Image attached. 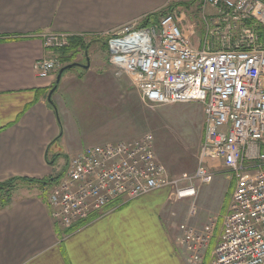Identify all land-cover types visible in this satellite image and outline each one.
Masks as SVG:
<instances>
[{
	"label": "built area",
	"instance_id": "2783aa9c",
	"mask_svg": "<svg viewBox=\"0 0 264 264\" xmlns=\"http://www.w3.org/2000/svg\"><path fill=\"white\" fill-rule=\"evenodd\" d=\"M181 1L168 0L165 8ZM199 5L205 31L198 43L183 33L174 10L101 37L109 64L129 78L143 103H201L203 139L194 173L169 175L146 134L89 146L71 157L46 202L55 225L70 233L156 189L166 188L174 200L193 197L197 182L209 183L222 172L234 187L211 264H264V0ZM42 37L45 48L58 51L70 36ZM61 66L60 55L53 54L33 69L44 78ZM209 228L203 233L179 225L182 243L195 258L210 240Z\"/></svg>",
	"mask_w": 264,
	"mask_h": 264
},
{
	"label": "crops",
	"instance_id": "0c3cea01",
	"mask_svg": "<svg viewBox=\"0 0 264 264\" xmlns=\"http://www.w3.org/2000/svg\"><path fill=\"white\" fill-rule=\"evenodd\" d=\"M167 3L0 0V182L16 176L43 179L60 175L69 159L86 147L125 141L117 135L89 143L88 135L86 142L60 152L59 143L66 140L64 127L68 125L59 112L66 114L69 107L72 120L81 121L77 103L84 112L94 101L89 98L90 81L99 84L113 78L119 83L123 76L115 73L108 52L104 53L106 45L96 39L164 9ZM47 33L77 37L83 44L93 41L84 45L88 68L64 71L51 93V102L48 95L58 70L39 78L33 69L37 60L60 55L45 48L42 35ZM80 85L83 97L82 92L74 95ZM65 156L64 168L56 170L57 161ZM40 192L35 187L23 194L14 191L11 203L0 209V264H188L168 190L156 189L115 208L113 203L109 212L70 233L55 225Z\"/></svg>",
	"mask_w": 264,
	"mask_h": 264
},
{
	"label": "rangeland",
	"instance_id": "374dc122",
	"mask_svg": "<svg viewBox=\"0 0 264 264\" xmlns=\"http://www.w3.org/2000/svg\"><path fill=\"white\" fill-rule=\"evenodd\" d=\"M190 1L192 4L187 6ZM208 10L210 12L209 8ZM174 14L183 33L190 36L193 42L198 43L205 31L199 0L181 1V4L174 9ZM92 42L90 40L84 45L88 46ZM96 42L103 44L104 40L99 38ZM65 55L70 57L71 62L78 63V59L82 60L80 63L82 65L88 58V52L84 46L79 49L75 48V50L69 49ZM80 69L81 67H73L67 71L73 72ZM88 88L89 98L94 101L87 106L84 112L81 110L82 105L77 103L81 121L72 120L69 107L66 114L59 112L60 119L68 125L64 127L66 140L59 143L62 149L60 152H68L70 148L86 142L88 135H90V143L100 137L112 138L118 135L127 141L126 139H140L149 134L156 159L168 170L169 175L176 176L182 173L192 175L194 173L197 167L199 147L203 139L201 103L177 102L150 107L141 101L129 78L124 75L119 83L113 78H105L99 84H95V80L90 81ZM100 89L104 92L101 93ZM76 90L78 91L74 95L82 92L80 97H83L84 87L80 85ZM57 147L59 148L56 145ZM65 160L66 156L57 161L56 170L64 168ZM217 173H220L223 178L214 175L209 183L197 182L193 197L174 200L169 197L168 193V200L174 203L173 211L177 227L180 224H186L203 233L207 231V227H210L208 229L210 240L200 256L195 258L192 252H189L190 254L186 252L189 264H211L214 251L220 241L223 221L230 210L234 184L226 174ZM30 189L33 187L23 183L14 186V191H18L19 194L27 193ZM161 189L167 190L166 188ZM16 196L17 194H14L13 197ZM182 236L180 230L179 238L181 243H184ZM185 244H183L184 249L188 251V246Z\"/></svg>",
	"mask_w": 264,
	"mask_h": 264
},
{
	"label": "trees",
	"instance_id": "16d2710c",
	"mask_svg": "<svg viewBox=\"0 0 264 264\" xmlns=\"http://www.w3.org/2000/svg\"><path fill=\"white\" fill-rule=\"evenodd\" d=\"M177 6H178V4H173V5H170L169 7L164 8V9H162V10H160L154 14H150V15L146 16L145 19H143L142 24L146 23L147 20L156 19L160 15L165 14L166 12H172ZM80 44L82 47L84 46L82 41L79 40L77 37H69L68 46L58 50L59 54H60L62 65L63 64L65 65V64L71 62L70 57H67L65 55L66 51L69 49H72V48L75 50V48H78V46ZM103 44L105 45L104 42H103ZM61 55H63V57ZM61 175L62 174L53 175V176L43 178V179L16 176V177L9 178L8 180L1 181L0 182V194H1L0 195V209L7 207L11 203L12 195L14 192V186L16 184L23 183V184H27L29 186L37 188L41 191L40 192L41 197L44 198L47 196L49 189L61 177Z\"/></svg>",
	"mask_w": 264,
	"mask_h": 264
},
{
	"label": "water",
	"instance_id": "95a60500",
	"mask_svg": "<svg viewBox=\"0 0 264 264\" xmlns=\"http://www.w3.org/2000/svg\"><path fill=\"white\" fill-rule=\"evenodd\" d=\"M89 66V58H86V62L84 65L80 64V63H77V62H71V63H68L66 65H63L61 66L57 73H56V78H55V83L52 87V89L50 90L49 92V95H48V101L51 102V99H50V96H51V93L55 90V88L57 87L60 79H61V76H62V73L70 68H73V67H81L83 69H87Z\"/></svg>",
	"mask_w": 264,
	"mask_h": 264
}]
</instances>
